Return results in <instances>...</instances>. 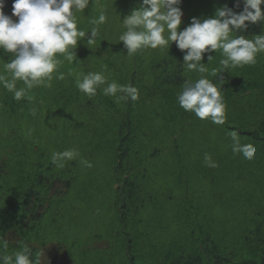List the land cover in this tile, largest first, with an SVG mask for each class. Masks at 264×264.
Returning a JSON list of instances; mask_svg holds the SVG:
<instances>
[{
	"label": "rangeland",
	"instance_id": "374dc122",
	"mask_svg": "<svg viewBox=\"0 0 264 264\" xmlns=\"http://www.w3.org/2000/svg\"><path fill=\"white\" fill-rule=\"evenodd\" d=\"M2 2L11 15L14 0ZM141 2L94 0L89 9L76 12L78 27L86 33L102 10L107 21L99 25L97 43L90 48L79 44L72 62L57 57L64 79H54L51 88L34 87L17 101L0 85L3 254L27 246L33 257L44 252L41 264H130V258L157 264L165 248L196 239L209 238L225 253L245 248L247 239L264 240V214L259 215L264 147L247 136L262 134L264 53L255 65L227 69L220 64V50L205 54L208 71L203 74L186 69L175 42L129 56L119 36L126 30L123 19ZM223 6V0H182L180 30L194 17L210 18ZM6 55L7 63L13 57ZM164 70L187 82L203 75L222 85L225 124L200 120L182 109L177 95L185 82L180 87L161 83L156 74ZM89 72L135 86L139 99L117 103L102 88L86 96L76 80ZM17 82V88L25 87ZM233 131L242 144L256 146L252 160L233 154ZM65 150L78 155L57 167L52 154ZM205 153L218 167L206 166ZM82 159L92 166H84ZM128 177L135 186L132 199L126 194ZM257 213L260 219H255ZM253 219L257 230L252 234Z\"/></svg>",
	"mask_w": 264,
	"mask_h": 264
},
{
	"label": "clouds",
	"instance_id": "9594fccd",
	"mask_svg": "<svg viewBox=\"0 0 264 264\" xmlns=\"http://www.w3.org/2000/svg\"><path fill=\"white\" fill-rule=\"evenodd\" d=\"M94 0H14L11 15L3 11L0 0V51L12 55L4 65L10 76L0 74V85L13 93L17 101L26 97L27 91L34 87H52V81L63 80L64 74L58 71L61 61L59 55L66 56L69 62L76 58L79 44L90 48L100 37L99 25L107 21L102 10L93 21L94 26L87 33L78 27L76 12L90 8ZM182 0H142L123 19L125 31L119 36L127 55L133 56L144 49H164L176 47L183 55V65L190 72L203 74L208 71L203 63L205 54L220 50V64L224 69L252 66L257 56L264 53V28L254 38L248 39L244 33L249 25H264V0H236L235 11L227 5L216 9L210 18H193L191 24L180 30L183 23ZM213 56L208 55L210 61ZM211 75L216 76L213 69ZM22 81L24 88H17ZM76 86L88 97L95 96L102 88L105 96L114 97L117 103L133 102L139 99V90L132 85L109 82L103 72H89L77 78ZM223 87L201 75L195 83L185 81L183 90L177 95L179 106L186 112L194 113L200 120H210L213 124L223 125L227 120V106L222 96ZM29 101L31 97H28ZM31 131V130H29ZM233 154L242 155L247 160L255 157L257 148L253 144H242L236 131L231 133ZM78 153L65 150L53 153L52 162L64 167V161H71ZM204 161L208 167H218L212 157L205 153ZM81 163L91 167L82 159ZM0 249H7V241L0 237ZM33 257L25 246L13 255L0 252V264H41V255Z\"/></svg>",
	"mask_w": 264,
	"mask_h": 264
},
{
	"label": "trees",
	"instance_id": "16d2710c",
	"mask_svg": "<svg viewBox=\"0 0 264 264\" xmlns=\"http://www.w3.org/2000/svg\"><path fill=\"white\" fill-rule=\"evenodd\" d=\"M223 3L224 6L227 5L228 7L233 8V10L235 11H240L243 7V5L241 4V8L236 9V0H223ZM262 28H264V25H261L259 23L256 25H249L246 32L237 33V35H244L245 38L251 39L254 38L255 34H259ZM6 54L7 53L0 51V69H2L1 71L6 76H10V74L7 73L6 69L4 68L7 60ZM163 72V75L156 74L157 79L161 83H167L172 87H180L185 82V78L182 75H178L176 73H168L166 70H164ZM179 72L181 73L182 71L180 70ZM19 83L23 82L20 81ZM262 124V134L251 132L248 133L247 136L251 140V142H256L259 145L262 144V146L264 147V122H262ZM248 131L243 133H247ZM126 181V194L128 195V197H130V199H132L134 198L135 186L131 178L128 177ZM33 195H35L34 191L30 196ZM30 202V199H27L24 204L29 205ZM29 210L30 208H28V212ZM262 214H264V207H262L259 215ZM255 219H260L258 213L256 214ZM255 219L252 220V224L250 227L252 230V234L257 230ZM261 224L264 225V221ZM17 245L19 244H12L9 247ZM161 254V260L157 264H264V240H261V243H252L251 239H247L245 248L240 249L238 252L233 251L231 253H225L219 250L217 245L214 242H211L209 238L196 239L191 243L184 244L179 247L169 246L168 248H165V250ZM130 264H139V262L135 263L133 259L130 258Z\"/></svg>",
	"mask_w": 264,
	"mask_h": 264
}]
</instances>
